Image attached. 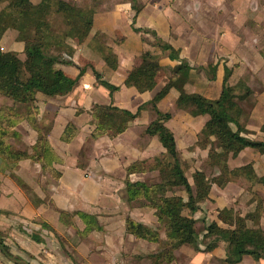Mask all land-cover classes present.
Listing matches in <instances>:
<instances>
[{"label": "crops", "instance_id": "1", "mask_svg": "<svg viewBox=\"0 0 264 264\" xmlns=\"http://www.w3.org/2000/svg\"><path fill=\"white\" fill-rule=\"evenodd\" d=\"M237 1L244 3L245 8L225 9L223 0H136L139 11L135 14L131 0H108L107 10L100 12L102 17L99 14L97 18L94 8V28L87 40L79 42L77 39L72 44L73 64L60 66L71 76L78 74L79 67H87L78 85L63 96L37 94L34 117L16 124L17 134L9 138L12 148L25 149L29 153H41L46 138L50 146L48 157L39 162L22 159L14 165L0 159V233L13 257L10 260L0 251V264H65V259L70 264H127L130 255L145 256L159 250L157 243L125 232L128 216L151 227L158 226L152 209L141 207L134 201L128 202L124 190L125 166L137 159L150 160L161 151L153 153V149L148 148V144H152L150 139H146L147 150L126 141L134 134L139 138L148 136L142 133L150 117L142 112L121 134L115 137L103 135L97 139L90 137L91 123L98 120L104 109L101 105L113 103L134 112L141 102L150 100L159 89L139 93L124 85L129 70L139 61L141 51L151 47L152 36L178 49L180 58L191 65L217 64L214 80H209L203 72L209 81L197 79L196 85L188 92L205 94L206 83L212 82L215 94L205 95L217 97L223 66H234L236 52L246 65L233 67L229 82L235 74L240 76L245 70L254 73L257 65L246 59V55L250 56V50L264 46L252 45L260 39L257 29L264 25V21L261 16H256L255 0ZM93 2L95 6L96 0ZM134 15L133 25L141 31L132 28ZM96 30L116 37V45L107 44L110 61L115 57V62L107 61L97 50L96 41L92 39V32ZM11 35L14 38L13 33H8L0 42ZM0 47L12 49L2 44ZM161 58L163 64L176 63L165 56ZM89 65L101 74L100 81L118 87L116 97L105 103L99 102L102 97L99 80ZM166 80L164 77L161 85ZM198 80V87L206 90L197 89ZM167 99L174 104L172 93L167 94L161 103ZM3 103L10 101L0 99V105ZM161 103L159 108L162 110ZM141 118L144 120L139 123ZM69 122L73 123L76 132L69 142H65L60 136ZM47 128L50 131L45 137ZM85 144L90 147V154L77 156ZM140 149L142 154H139ZM141 155L145 158H139ZM144 176L131 174L130 178L144 179ZM17 179L23 184L20 185ZM77 210L95 214L103 230L81 236L77 230H82L84 223L78 216L72 217L73 224L69 226L60 221L59 211L72 213ZM160 236L164 238L163 231ZM212 251L205 255L206 264H218V260H222L216 259V253Z\"/></svg>", "mask_w": 264, "mask_h": 264}, {"label": "trees", "instance_id": "2", "mask_svg": "<svg viewBox=\"0 0 264 264\" xmlns=\"http://www.w3.org/2000/svg\"><path fill=\"white\" fill-rule=\"evenodd\" d=\"M79 1L0 0V41L8 33H13L14 39L23 44L24 54L22 57L13 49L0 47V96L10 101L0 105V159L4 162L12 165L22 159L39 162L49 155L50 146L46 138L41 153L14 149L9 144V138L17 134L14 128L16 124L34 117L37 94L47 97L66 95L78 85L84 74L86 66L79 67L76 76L69 75L60 67L73 64L72 44L79 38L86 41L93 28L95 9ZM132 5L136 14L139 7L134 3ZM52 16L60 19L62 30L54 29ZM134 19L135 15L133 30L141 31L133 25ZM92 39L96 41V48L102 57L115 62V57H111L110 61L108 46L100 43L97 35L92 36ZM150 46L141 51L139 61L129 70L124 85L135 88L139 93L151 90L162 69L169 73L166 82L150 100L141 102L134 112L113 103L101 105L104 109L98 120L92 121L90 132L92 139L103 135L115 137L125 131L142 112H146L150 121L142 135L155 137L162 147L150 160L137 159L125 166L124 190L128 202L134 201L139 206L150 207L158 221L157 227H151L128 216L125 219V232L135 238L157 243L159 247L157 252L145 256L130 255L131 260L127 264H176L179 256L177 251L182 246L190 245L196 251L206 252L213 250L220 241L226 244L224 262L221 264H241L244 255L259 264V261L264 260V230L260 226L264 199L258 194L254 195V190L257 184L264 188V140H252L243 134L245 125L241 122L243 108L240 104L251 95L252 90L246 84L247 81L244 83L238 80L234 85L231 84L229 79L233 67L224 65L217 97L209 98L199 92H188V89L196 85L200 70L206 75L211 74L208 79L214 80L217 64L191 65L180 58L178 49L158 37H154ZM161 56L176 63L163 64ZM89 66L100 81L101 74L92 65ZM109 86L112 90L118 88ZM238 87L243 91L238 93ZM169 93L175 96L176 110L186 111L194 118H202V124L189 148L205 152L204 162L214 170L210 176L197 168L191 173L192 180L187 175L188 164L178 149L174 132L167 125L174 114L159 108ZM49 131L48 128L44 131L45 137ZM75 132V126L69 122L60 138L69 142ZM245 149L257 152L261 159L230 167L229 160ZM147 173H156V176L153 179L130 178L131 174ZM241 180L247 184V188L240 194L238 201L245 198L250 206L245 204L247 210L244 212L243 226H235V217L240 212L232 206L218 209L217 220L208 223L195 217L200 211V202L209 197L213 185L223 189ZM17 182L23 184L19 179ZM251 196L253 199H250ZM73 216H78L84 223V228L77 230L81 236L94 230H103L95 214L80 210L72 213L59 211L60 221L67 226L73 224ZM199 222L203 225L201 229L198 228ZM160 230L164 232L163 239ZM201 234L204 238L213 237L204 249L198 246ZM61 246L64 247V242H61ZM0 251L12 260L10 247L4 242L1 233Z\"/></svg>", "mask_w": 264, "mask_h": 264}, {"label": "rangeland", "instance_id": "3", "mask_svg": "<svg viewBox=\"0 0 264 264\" xmlns=\"http://www.w3.org/2000/svg\"><path fill=\"white\" fill-rule=\"evenodd\" d=\"M70 2L72 0H69ZM108 0H96L95 6L93 2H89L87 0H80L79 3L86 5V6H92L93 8H96V18L99 16L100 12L102 13L104 10H107V2ZM74 2V1H73ZM137 5L136 0L132 2ZM139 4V3H138ZM224 8L228 10H242L245 8L244 3H240L237 0H223ZM254 11L256 12V16H261L264 21V0H255L254 3ZM102 17V14H100ZM52 24L54 25V29L57 31L62 30L63 26L61 24L60 19L57 16L51 17ZM94 28V27H93ZM256 30V29H255ZM257 35H261L260 39L252 42V45H264V25H260V27L257 29ZM96 32V33H95ZM97 35L98 40L100 43H103L105 45H116V37H111L110 35H106L104 32H100L98 30L93 31L92 35ZM121 36L118 37L120 40ZM151 37V35H149ZM115 38V39H114ZM151 43L154 42L153 36L151 37ZM83 38H79L78 41L81 42ZM164 42V41H163ZM2 46L7 48H12L20 52V55L23 56V44L20 42H16L13 38V36H8L3 42H0ZM236 60L234 62V68H237L240 65H246V61L239 56L240 53L236 52ZM252 57V58H251ZM224 59H228L227 56H224ZM246 59L253 61L255 65H257L256 70L254 73H252V70H245L243 74L240 76L238 74H235V76L230 80L231 84L237 83L238 80H241L242 82L247 81L246 83L252 90V93L250 96H248L244 101H242L240 104L243 108V113L241 116V122L245 125L243 134L247 136L248 138L252 140H264V46L259 47L258 49L250 50V56L246 55ZM258 60L260 61L258 63ZM232 64V63H231ZM202 70H200L201 72ZM169 75L167 70L162 69L156 80L153 83L152 91H155L157 88L161 86V80H164V77L167 78ZM208 77L211 76V74L207 75ZM254 76V77H253ZM206 76L204 75L203 71L201 72V78H198L200 81H209L205 80ZM199 80H198V88H203V90H206L204 87H198L199 86ZM245 83V82H244ZM205 87H207V93L206 95H210L211 93H214V84L212 82L206 83ZM99 91L102 93V97H99V102H108L110 99H113L116 97L115 90H112L109 84L106 81H99L98 82ZM242 90L241 87H238V93H240ZM210 92V93H209ZM215 94V93H214ZM2 101H6V98L0 96ZM162 110H170L173 112V117L171 120L167 122V125L174 131L177 143H178V149L182 152L183 156L185 157V162L188 164L187 175L190 180L191 179V173L197 168L200 170H204V172L210 176L214 170L207 167V165L204 162L205 159V152L201 151L198 148L192 149L189 148V145L194 141L195 139V133L200 128L202 124V118H194L190 116L186 111L183 110H176L174 108V104L171 100H166L161 103ZM143 118L139 120V123L143 122ZM150 139L152 144H148V148L153 149V153H156L162 149L160 143L158 140L153 136H145L144 138H139L137 134L130 135L129 139H126V141L129 142V144H134L136 147L139 146L140 148L144 147L146 150V144L147 140ZM90 147L88 144L84 147H82L77 156L83 157L90 154ZM157 148V149H156ZM71 150V149H70ZM73 155H75V152L73 150ZM139 154H142V150L140 149ZM139 158H145L144 155H141ZM261 159V156L251 150V149H245L241 153H239L238 156L231 158L229 160V166L235 167L244 163H247L249 161L256 162ZM192 160V161H191ZM141 175V174H140ZM156 176V173H147L145 174L144 179H153V177ZM151 181V180H150ZM245 188H247V184L244 181H235L227 186H225L223 189L218 188L217 186L213 185L211 188V191L209 193V197L205 200L200 202V211L195 215V217L199 219H204L205 223L210 222L211 220H217L216 213L218 209H224L225 207L232 206L235 209H238L240 212L235 217V226H243L244 225V212L247 210V200L243 198V202H239L238 198L241 197V193L245 191ZM255 194L257 196H260L264 199V188H262L260 185L257 184L255 190ZM250 199H253L251 196ZM137 204V203H136ZM248 205V204H247ZM249 206V205H248ZM142 207V206H141ZM250 207V206H249ZM250 224V223H249ZM260 226L264 230V213L261 216L260 219ZM203 227L202 224H198V228L201 229ZM162 231V230H160ZM203 234V233H202ZM202 234L199 237L198 246L200 249H204V247L209 243L213 237L204 238L202 237ZM225 249L226 244L224 241H220L217 246L213 249L212 252L216 253V256H214L216 259L219 258L221 261L218 260V264H221L223 261V257L225 255ZM210 251H206L201 253L199 251H196L193 249L190 245H184L182 246L178 251V261L176 264H206V256L209 254ZM242 264H256L254 260L248 256L244 255L242 257ZM260 264H264L263 261H259ZM65 264H70V262L65 259ZM208 264H213L212 262H209Z\"/></svg>", "mask_w": 264, "mask_h": 264}]
</instances>
